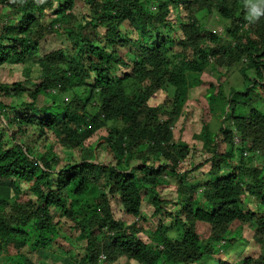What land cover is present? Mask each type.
<instances>
[{
    "label": "trees",
    "instance_id": "trees-1",
    "mask_svg": "<svg viewBox=\"0 0 264 264\" xmlns=\"http://www.w3.org/2000/svg\"><path fill=\"white\" fill-rule=\"evenodd\" d=\"M80 1L78 21V0H0V68L21 69L0 83L1 263L236 264L221 253L242 242L239 264H264V15L248 23L245 0ZM51 35L68 45L40 57ZM201 87L196 163L173 128ZM56 212L75 251H53Z\"/></svg>",
    "mask_w": 264,
    "mask_h": 264
},
{
    "label": "rangeland",
    "instance_id": "rangeland-1",
    "mask_svg": "<svg viewBox=\"0 0 264 264\" xmlns=\"http://www.w3.org/2000/svg\"><path fill=\"white\" fill-rule=\"evenodd\" d=\"M73 14L74 18L76 17L78 21L82 20V17L85 16L86 12L82 7V2L80 0H78V2L76 3L75 7L73 8ZM216 16H214L213 14L211 15H203L202 17V22H208V27L216 30V31H221V27H222V23L220 22V20H216L215 19ZM68 45L67 40H65L62 37H57V36H47L44 38L43 41H41L40 43V50H39V54L40 57H42L43 55H46L52 51H55L57 49L60 48H64ZM121 51H124V49H121ZM20 67L18 66H13V65H6L4 68H0V83L1 84H9L12 80L13 77H16V79H19L20 77ZM206 75H203V77H205ZM207 78V77H206ZM225 77H222L221 79L223 80ZM210 79V78H209ZM205 80V78H204ZM226 80H223V83ZM206 91V87H201L198 88L197 90L193 91V93L191 94L192 99L187 103V105L185 106L184 110H183V114L187 113L188 115H186L185 117L182 118V116L180 117V119L178 120L177 124L175 125V127L173 128V135H174V139H179L187 144H189L190 146V150H192V152L190 151L189 157L188 158H192L196 163H198L200 161V157H199V151L201 148V144L194 141L192 139V135L195 133H198L202 127V123L204 122H209L210 121V114L207 110V103L205 102V100L203 99L204 97L202 96ZM153 100L156 99V96H154L152 98ZM162 99V97L160 98V100ZM39 105L43 104V99L40 98L39 99ZM5 102L8 104L10 102V100L6 99ZM252 102L253 103H257L260 104L259 106H263L264 105V93H262V96H253L252 98ZM264 109V107H262ZM170 107L167 105H165V111H169ZM245 112V111H244ZM48 137L50 138V140H54V137L51 134H48ZM96 141V136H93L91 139H89L86 143H85V147L87 146H92L93 143ZM105 148H103L102 150H99L98 152V156L101 157V159H106V160H110L111 156L108 155V152H106L104 150ZM37 151H43L39 146L36 147ZM55 151L59 154V156L61 158H64V154L62 153V148L61 147H56ZM75 157V156H74ZM258 165H264V157H259L256 162ZM187 164L186 162H184V164H182L183 167H185ZM173 187L170 188H158L159 191L162 193L161 197L164 200H170L174 194L172 192ZM110 207L113 213V216L115 219H121L122 221L129 223L131 222L133 219H128L125 215V213L123 212L122 208L120 207V205L118 203H115V201H112L110 199ZM170 208V206L168 207ZM141 211H142V218H145V220L147 221H151V215L153 212L152 206L147 203L146 201L143 202L142 207H141ZM58 212H56L55 215V221L60 220L62 222V224L64 225L62 229L59 228V231H61V239L58 240V245L60 246V249H57L56 247L53 248V251L59 253V251L61 249H72V250H76V246L74 244V240L69 241L68 239L65 240L63 238H65L68 233H67V221L63 218H58ZM135 220V219H134ZM156 223H154L152 221L151 224V229L154 228ZM138 225L143 228V229H147L150 228V226H148V223H142V221L138 222ZM240 235V232H237V236ZM241 236L243 237L244 240H246V242L250 240L251 236H252V231L249 229H242L241 231ZM75 248V249H74ZM254 248H252V246H250L249 244L246 243H239V242H235L233 245L229 246L226 248V250H223L224 252L221 253V256L224 258H231L233 260L231 261H235L236 264H239V261L237 260L238 257H240L241 255H244L245 257L247 256H252L254 253ZM77 252V251H76ZM10 254H14L13 251L10 252ZM0 264L1 261H0ZM54 264V263H52ZM56 264H60L59 262H56ZM114 264H121V262H116ZM134 264V263H133Z\"/></svg>",
    "mask_w": 264,
    "mask_h": 264
},
{
    "label": "clouds",
    "instance_id": "clouds-1",
    "mask_svg": "<svg viewBox=\"0 0 264 264\" xmlns=\"http://www.w3.org/2000/svg\"><path fill=\"white\" fill-rule=\"evenodd\" d=\"M245 7L248 10L246 20L248 23H254L261 15H264V0H245ZM103 259L102 256H99Z\"/></svg>",
    "mask_w": 264,
    "mask_h": 264
}]
</instances>
